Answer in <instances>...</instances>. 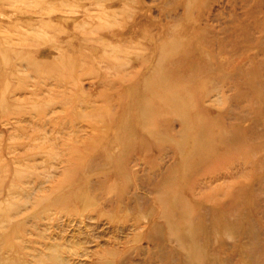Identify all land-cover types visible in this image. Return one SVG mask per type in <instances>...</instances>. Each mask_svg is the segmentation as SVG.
Returning <instances> with one entry per match:
<instances>
[{
    "label": "rangeland",
    "instance_id": "obj_1",
    "mask_svg": "<svg viewBox=\"0 0 264 264\" xmlns=\"http://www.w3.org/2000/svg\"><path fill=\"white\" fill-rule=\"evenodd\" d=\"M81 1L0 0V264H264V0Z\"/></svg>",
    "mask_w": 264,
    "mask_h": 264
},
{
    "label": "bare ground",
    "instance_id": "obj_2",
    "mask_svg": "<svg viewBox=\"0 0 264 264\" xmlns=\"http://www.w3.org/2000/svg\"><path fill=\"white\" fill-rule=\"evenodd\" d=\"M18 1H19V0H18ZM84 1H85V0H84ZM84 1H81V2H84ZM88 1L91 2V3H93V2H98V6H104L105 2L108 1V0H88ZM130 1H131V0H130ZM130 1H129V2H130ZM12 2H13V1H12ZM21 2H22V1H21ZM30 2H31V1H30ZM44 2H45V1H44ZM131 2H132V1H131ZM131 2H130V3H131ZM14 3H15V2H14ZM49 3H50V2H49ZM55 3H56V2H55ZM86 3H87V2H86ZM91 3H90V4H91ZM126 3H127V2H126ZM5 4H6V3H5ZM33 4H34V3H33ZM51 4H52V3H51ZM88 4H89V3H88ZM7 5H8V4H7ZM14 5H15V4H14ZM48 5H49V4H48ZM52 5H54V4H52ZM78 5L80 6V4H78ZM93 5H94V4H93ZM93 5H92V6H89V5H88V6L93 8V7H94ZM15 6H16V5H15ZM19 6L21 7L20 4H19ZM27 6H28V5H27ZM41 6H44V5H41ZM46 6H47V5H46ZM54 7H55V6H54ZM58 7H59V6H58ZM22 8L24 9L25 7H22ZM37 8H38V6H37ZM45 8H47V7H45ZM45 8H44V9H45ZM84 8H85V7H84ZM92 8H91V9H92ZM102 8H103V7H102ZM102 8H101V9H102ZM41 9H42V8H41ZM55 9H56V7H55ZM21 10H22V9H21ZM38 10H39V9H38ZM84 10H85V9H84ZM99 10H100V9H99ZM1 11H2V10H1ZM1 11H0V12H1ZM26 11H27V10H26ZM48 11H49V10H48ZM82 11H83V10H82ZM106 11H107V10H106ZM8 12H9V11H8ZM23 12H24V11H23ZM38 12H40V11H38ZM1 13H4V12H1ZM21 13H22V12H21ZM99 13H100V12H99ZM113 13H114V12H113ZM113 13H109V11H108L107 14H108V15H111V14H113ZM40 14H41V13H40ZM107 14H106V15H107ZM4 15H5V14H4ZM85 15H86V14H85ZM88 15H89V13H88ZM88 15H87V17H88ZM90 15H91V14H90ZM99 15H101V14H99ZM108 15H107V16H108ZM12 16H13V15H12ZM96 16H97V15H96ZM91 17H92V16H91ZM91 17H90V18H91ZM114 17H115V16H114ZM114 17H113V18H114ZM38 18H39V17H38ZM63 18H64V17H63ZM99 18H101V17H99ZM91 19H92V18H91ZM91 19H90V20H91ZM102 19H103V18H102ZM9 20H10V19H9ZM27 20H28V19H27ZM77 20H78V19H77ZM84 20H86V19H84ZM84 20H83V21H84ZM109 20H111V19H109ZM86 21L89 22L88 20H86ZM107 21H108V19H107ZM111 21H112V20H111ZM125 22H126V21H125ZM19 24H20V23H18V25H19ZM28 24H29V23H28ZM90 24H91V23H90ZM34 25H36V24H34ZM98 25H100V27H101V24H98ZM111 25H112V24H111ZM113 25H114V24H113ZM92 26H93V25H90V27H92ZM62 27H63V26H62ZM8 28H9V27H8ZM26 28H27V27H26ZM43 28H44V27H43ZM83 28H84V27H83ZM93 28H94V27H93ZM123 28H124V27H123ZM89 29H91V28H89ZM112 30H113V29H112ZM14 31L16 32V30H14ZM45 31H46V30H45ZM56 31H57V29H56ZM47 32H48V31H47ZM98 32H99V31H98ZM109 32H110V31H109ZM24 33H25V32H24ZM44 33H45V32H44ZM96 33H97V32H96ZM38 34H39V33H38ZM56 34H57V33H56ZM54 35H55V34H54ZM101 35H102V34H101ZM18 36H19V35H18ZM55 36H56V35H55ZM93 37H94V36H93ZM27 39H29V38H27ZM27 39H26V40H27ZM56 39H57V38H55V41H56ZM45 40H46V38H45ZM101 40H102V39H101ZM27 41H28V40H27ZM33 41H34V39H33ZM50 41H51V40H50ZM57 41H58V40H57ZM118 41H119V40H118ZM4 42H5V41H4ZM24 43H25V42H24ZM127 56H128V55H127ZM129 57H130V56H129ZM73 62H75V60H73V59L70 60L69 63H68V66H69L70 64H73ZM75 63H76V62H75ZM28 65H29V64H28ZM30 65H31V64H30ZM63 66H64V65H63ZM28 67H29V66H28ZM120 67H121V66H120ZM29 68H30V67H29ZM39 69H40V67H39ZM30 72H35V74H33V75L36 76L37 78H40V77H41V75H40V73H38L37 69H32V70L30 69ZM133 159H134V158H133ZM134 160H135V159H134ZM135 161H136V163H137V160H135ZM138 166H139V165H138ZM129 171H130V170H129ZM131 175H132V173H131ZM128 192H129V190H128ZM7 200H8V199H7ZM115 201H116V199H115ZM152 217H153V216H152ZM162 217H163V216H162ZM10 218H11V216H10ZM163 219H164V217H163ZM155 221H156V220H155ZM155 221H154V224H155ZM16 224H17V223H16ZM156 224H157V223H156ZM156 224H155V225H156ZM155 225L153 226L154 229H156V228H155V227H156ZM2 228H3V227H2ZM6 228H7V227H6ZM151 228H152V226H151ZM153 228H152V229H153ZM148 229H150V228H148ZM156 230H157V229H156ZM150 231H151V230H150ZM151 232H152V231H151ZM151 232L149 233V230H148V232H147V236H148V233L151 234ZM154 232H156V231H154ZM154 232H152V233H154ZM2 235H3V238H1ZM17 235H18V234H17ZM149 236H150V235H149ZM155 237H156V235H155ZM155 237H153V238L155 239ZM157 238H158V237H157ZM3 239H4V232L0 231V244H1V242H2ZM154 239H153V240H154ZM4 240H5V239H4ZM155 240H156V239H155ZM155 240H154V241H155ZM159 240H160V239H159ZM159 240H158V241H159ZM149 241H150V240H149ZM156 242H157V241H156ZM157 245H158V244H157ZM160 245H161V244H160ZM163 246H164V245H163ZM6 247H7V246H6ZM9 247L11 248L10 245H9ZM157 248H158V246H157ZM160 250H161V249H160ZM1 251H2V248L0 247V256H1ZM6 254H7V253H6ZM4 258H6V257H4ZM1 259H2V258L0 257V262H1ZM25 260H26V259H25ZM2 261H3V260H2ZM4 261H5V260H4ZM1 264H6V261H5V262H2ZM13 264H14V263H13Z\"/></svg>",
    "mask_w": 264,
    "mask_h": 264
}]
</instances>
